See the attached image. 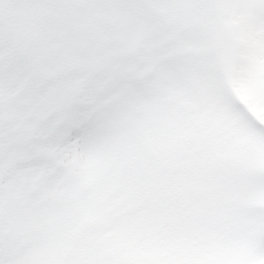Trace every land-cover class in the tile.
<instances>
[{
	"label": "snow or ice",
	"instance_id": "snow-or-ice-1",
	"mask_svg": "<svg viewBox=\"0 0 264 264\" xmlns=\"http://www.w3.org/2000/svg\"><path fill=\"white\" fill-rule=\"evenodd\" d=\"M0 264H264V0H0Z\"/></svg>",
	"mask_w": 264,
	"mask_h": 264
}]
</instances>
